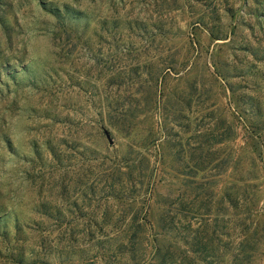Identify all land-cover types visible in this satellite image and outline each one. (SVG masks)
<instances>
[{
    "label": "rangeland",
    "instance_id": "obj_1",
    "mask_svg": "<svg viewBox=\"0 0 264 264\" xmlns=\"http://www.w3.org/2000/svg\"><path fill=\"white\" fill-rule=\"evenodd\" d=\"M264 264V0H0V264Z\"/></svg>",
    "mask_w": 264,
    "mask_h": 264
},
{
    "label": "trees",
    "instance_id": "obj_2",
    "mask_svg": "<svg viewBox=\"0 0 264 264\" xmlns=\"http://www.w3.org/2000/svg\"><path fill=\"white\" fill-rule=\"evenodd\" d=\"M146 218H144V221ZM145 222H141V220H131L130 228L133 230V233L130 237L122 242L118 246L117 250H120L121 253L129 254V260L133 264H139L142 262L143 257V228ZM171 244H168L165 248H157L154 246V257L157 259L159 264H175V254L174 251L171 250Z\"/></svg>",
    "mask_w": 264,
    "mask_h": 264
}]
</instances>
